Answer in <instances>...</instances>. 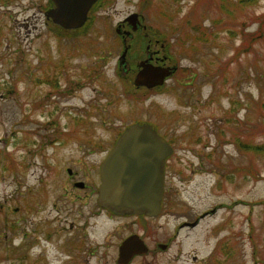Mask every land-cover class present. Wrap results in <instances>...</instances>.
I'll use <instances>...</instances> for the list:
<instances>
[{
  "label": "rangeland",
  "instance_id": "rangeland-1",
  "mask_svg": "<svg viewBox=\"0 0 264 264\" xmlns=\"http://www.w3.org/2000/svg\"><path fill=\"white\" fill-rule=\"evenodd\" d=\"M48 4L0 0V264H117L132 233L153 252L128 264H264V0H102L79 30ZM148 43L177 66L156 91L133 84ZM136 121L174 145L163 206L110 216L99 165Z\"/></svg>",
  "mask_w": 264,
  "mask_h": 264
},
{
  "label": "water",
  "instance_id": "water-1",
  "mask_svg": "<svg viewBox=\"0 0 264 264\" xmlns=\"http://www.w3.org/2000/svg\"><path fill=\"white\" fill-rule=\"evenodd\" d=\"M97 0H51L52 6L45 16L64 29H78L84 25L88 12ZM131 30L140 24L135 12L126 16ZM119 26L115 29L120 33ZM125 31V35L130 34ZM124 46L119 56V65L126 66ZM170 68L153 65L144 60L134 78L136 86L152 88L164 82ZM172 147L151 124L133 122L117 137L99 166L100 185L97 201L103 208L115 214H144L156 216L161 207L164 190V168ZM70 172V170H69ZM82 186V183H76ZM118 264H126L131 257L143 254L147 246L137 234L127 236L119 245Z\"/></svg>",
  "mask_w": 264,
  "mask_h": 264
},
{
  "label": "flooded vegetation",
  "instance_id": "flooded-vegetation-1",
  "mask_svg": "<svg viewBox=\"0 0 264 264\" xmlns=\"http://www.w3.org/2000/svg\"><path fill=\"white\" fill-rule=\"evenodd\" d=\"M139 14V13H138ZM142 16L141 15H139V20H140V24L138 25V27H137V29L136 30H134L133 32H132V30H131V27H130V25L127 23V22H121V20L118 22V25H120L119 26V29H120V38H121V40H122V42H126L127 43V45L129 46L128 47V49L130 48L131 49V45H132V40L134 39V37H135V35H136V33L138 32V31H141V30H143V29H145L146 28V26L145 25H143L142 24ZM117 25V26H118ZM131 31L130 32V34L129 35H124V33H125V31ZM147 34L145 33V36H146ZM150 41V40H149ZM158 43V41H156L155 43H152L153 45H156ZM152 44L151 43H148L147 45H146V49L144 50V58L142 59V60H138V62H137V67H136V72L139 70V64H140V62H142V61H144V60H147L148 62H150V63H152V64H154V65H159V66H163V67H167V68H170V70H171V73L165 78V82H166V80L167 79H169V78H171L172 76H175L174 74L176 73V71H177V66L176 65H173V66H169L168 64H166V61H168V57L165 55V54H163L162 55V53H161V50H165V45L163 44V43H160V49H156V50H152ZM128 49H127V51H128ZM167 57V58H166ZM124 69H126L125 71H129V67H128V65L126 64V67H124ZM179 70H181V69H179ZM186 69H182V71H185ZM131 71H135V70H133V69H131ZM184 73V72H183ZM165 82L163 83V85L165 84ZM137 88V87H136ZM156 88H158V87H153V88H147L146 86H139L137 89H143V90H145V91H155V89ZM169 144L171 145V147H172V153L167 157V160H166V164H165V173H166V167H167V164H168V161H169V159L172 157V154L174 153V145H173V143H171V142H169ZM69 174H71L72 172L70 171V172H68ZM165 177H166V174H165ZM78 182H81L82 183V186H77L76 185V183H78ZM74 186H77V187H79V188H84L86 185L84 184V182L83 181H80V180H78V181H74ZM99 185H100V174H99ZM99 185H98V187H97V190H96V201H97V196H98V189H99ZM164 192H165V190H164ZM163 200H164V194H163ZM163 200H162V204H161V208H162V206H163ZM97 203H98V201H97ZM98 205H99V203H98ZM99 207L101 208L100 210H104V211H106L107 213H108V215H110V216H121V217H124V216H136L137 218H140V217H148V216H146V215H128V214H124V215H117V214H115V213H113L111 210H109V209H106V208H102L100 205H99ZM161 208H160V211H161ZM193 222V221H192ZM192 222H189V221H182V223H180L179 225H178V227L180 228V227H183V226H185V227H192V226H194L193 224H191ZM143 239V238H142ZM144 241V240H143ZM145 242V241H144ZM171 242V239H168L167 240V242L165 243V244H163V245H169V243ZM148 246V245H147ZM160 246H161V244H160ZM159 246V247H160ZM162 248H165L164 246H162ZM152 250V251H151ZM150 251L148 250V252L145 254V255H148L150 252H153V249H151ZM139 256H142V255H135V256H133V258L132 259H130V261L128 262V263H130L133 259H135V258H137V257H139Z\"/></svg>",
  "mask_w": 264,
  "mask_h": 264
},
{
  "label": "trees",
  "instance_id": "trees-1",
  "mask_svg": "<svg viewBox=\"0 0 264 264\" xmlns=\"http://www.w3.org/2000/svg\"><path fill=\"white\" fill-rule=\"evenodd\" d=\"M254 1H256V0H238V3L245 5V3L248 4V3H251V2H254ZM101 2H102V0H100V2L97 3V5L100 4ZM51 5H52V4H51V2H50V0H49L48 7L51 6ZM201 25H202V24H201ZM201 25H200V24H198V25H192V28L195 29L196 31H199V32H200V36H201V38L204 39L205 41H207V40H208V35H207V33L205 32V29H201ZM202 26H203V25H202ZM58 27H59V26H58ZM190 27H191V26H190ZM203 27H204V26H203ZM59 28H61V27H59ZM76 30H79V29H76ZM158 89L160 90L161 87H158ZM121 131H122V130H121ZM121 131L118 133V135L121 133ZM240 145H241V144H240ZM240 145H239V146H240Z\"/></svg>",
  "mask_w": 264,
  "mask_h": 264
}]
</instances>
